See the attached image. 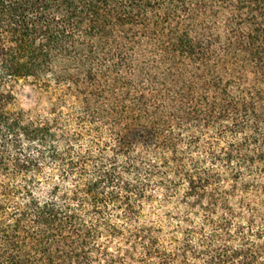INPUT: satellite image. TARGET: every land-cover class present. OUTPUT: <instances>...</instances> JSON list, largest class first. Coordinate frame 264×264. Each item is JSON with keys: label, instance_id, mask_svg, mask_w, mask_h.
<instances>
[{"label": "trees", "instance_id": "obj_1", "mask_svg": "<svg viewBox=\"0 0 264 264\" xmlns=\"http://www.w3.org/2000/svg\"><path fill=\"white\" fill-rule=\"evenodd\" d=\"M0 264H264V0H0Z\"/></svg>", "mask_w": 264, "mask_h": 264}]
</instances>
